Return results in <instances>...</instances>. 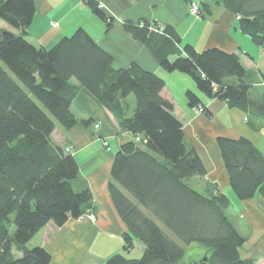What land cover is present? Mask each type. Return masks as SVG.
Wrapping results in <instances>:
<instances>
[{
  "label": "trees",
  "instance_id": "trees-1",
  "mask_svg": "<svg viewBox=\"0 0 264 264\" xmlns=\"http://www.w3.org/2000/svg\"><path fill=\"white\" fill-rule=\"evenodd\" d=\"M83 1L110 24L95 0ZM209 1L239 16L241 31L264 43V0ZM34 13V0H0V18L18 30L0 31V61L8 70L0 66V264H51L47 250L29 248L28 242L49 222L60 227L77 219L91 202L89 189L72 186L79 172L76 159L51 141L56 125L68 129L77 123L71 103L79 86L133 134L114 155L110 171L109 195L126 228L122 251L104 264H179L192 243L206 248L207 264H253L240 255L244 238L226 215L227 196L217 189L201 194L186 182L205 169L185 143L172 103L160 94L163 80L134 63L114 69L111 56L81 27L48 48L34 46L26 39ZM147 26L126 28L164 70L185 73L206 96L246 109L251 83L238 53L216 47L198 51L189 43L180 48L173 29L158 33ZM231 77L238 83H225ZM130 94L135 106L129 115ZM186 98L191 107L201 106L193 92ZM217 144L236 197H264V155L242 136H220ZM135 239L143 253L127 257ZM13 249L21 256L14 258Z\"/></svg>",
  "mask_w": 264,
  "mask_h": 264
},
{
  "label": "crops",
  "instance_id": "crops-1",
  "mask_svg": "<svg viewBox=\"0 0 264 264\" xmlns=\"http://www.w3.org/2000/svg\"><path fill=\"white\" fill-rule=\"evenodd\" d=\"M95 2L111 19L109 25L83 0H34L35 13L26 28V39L34 46L48 48L81 27L111 56L114 69L134 63L161 78L164 85L160 94L172 103L185 143L196 151L205 169L204 175L186 179L187 184L201 194H215L219 190L227 196L230 206L226 215L244 238L241 257L253 264H264V197H236L217 144L220 136H242L264 155V43L253 42L241 31L239 16L223 4L209 0ZM192 6H197V13L191 12ZM144 23L173 29L180 38V48L189 43L198 51L216 47L238 53L251 83L246 109L206 96L185 73L164 70L151 49L126 28L128 24L142 28ZM1 30L18 33L0 18ZM71 82L78 85L74 79ZM225 83L237 84L238 80L231 77ZM188 90L198 97L205 112L189 105ZM129 96L125 104L130 115L135 101ZM71 111L77 123L68 129L56 125L51 141L76 159L79 172L72 186L76 191L89 189L92 199L84 212L90 211L93 218L70 219L60 227L49 222L30 242L49 252L51 264H104L110 255L122 251L126 228L109 195L110 171L114 155L124 142L133 139V134L119 128L114 114L84 87H78ZM143 250V244L135 239L129 257L138 258Z\"/></svg>",
  "mask_w": 264,
  "mask_h": 264
},
{
  "label": "rangeland",
  "instance_id": "rangeland-1",
  "mask_svg": "<svg viewBox=\"0 0 264 264\" xmlns=\"http://www.w3.org/2000/svg\"><path fill=\"white\" fill-rule=\"evenodd\" d=\"M192 7H194V6H192ZM192 7H191V9H192ZM195 7L197 8V6H195ZM191 12H192V11H191ZM192 13H193V12H192ZM155 27H156L157 29H161V30H163V28H161V27H159V26H155ZM148 28H149V27H148ZM153 32H156V31H153ZM158 33H159V32H158ZM0 63H1V66H2L4 69H6L5 66H4V64H2L1 61H0ZM6 70H7V69H6ZM7 71H8V70H7ZM129 99H130L131 101L134 99L132 94H130ZM13 217H14V214L11 215V218H13ZM13 230H14V226L11 225V226L9 227V235H10V236H12ZM27 245H28L29 248H31V247H33V246H36L35 243H34V241H32V242L29 241ZM205 250H206L205 247H202L201 245H199V244H197V243H192L190 246L186 247V254H185L184 258H182V260L179 262V264H190V262L195 261V260H197V259H200V260H201V258L204 257V252H205ZM12 252H13V256H14V258L21 256V252L17 251L16 249H13ZM126 255H127V257H129V253L126 254ZM200 260H199V261H200Z\"/></svg>",
  "mask_w": 264,
  "mask_h": 264
},
{
  "label": "built area",
  "instance_id": "built-area-1",
  "mask_svg": "<svg viewBox=\"0 0 264 264\" xmlns=\"http://www.w3.org/2000/svg\"><path fill=\"white\" fill-rule=\"evenodd\" d=\"M191 11L195 14V13H197V8L194 6V7H192ZM148 27H149V29L151 31H156V32L162 33V30L161 29H157L155 26H148ZM196 109L198 111H202L201 106L197 107ZM95 126H98V124H96ZM135 140L139 141L140 140V136L139 135H135ZM105 144H106V142H105ZM83 217L93 218V215L90 213V211L87 210V211L83 212L78 218L82 219Z\"/></svg>",
  "mask_w": 264,
  "mask_h": 264
},
{
  "label": "water",
  "instance_id": "water-1",
  "mask_svg": "<svg viewBox=\"0 0 264 264\" xmlns=\"http://www.w3.org/2000/svg\"><path fill=\"white\" fill-rule=\"evenodd\" d=\"M206 260H207V257L204 256V257L199 261L198 264H207Z\"/></svg>",
  "mask_w": 264,
  "mask_h": 264
}]
</instances>
